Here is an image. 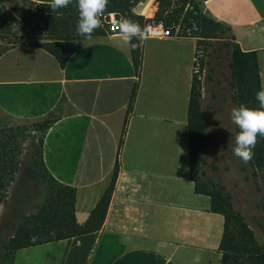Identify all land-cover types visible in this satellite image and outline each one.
I'll list each match as a JSON object with an SVG mask.
<instances>
[{"label": "crops", "instance_id": "0c3cea01", "mask_svg": "<svg viewBox=\"0 0 264 264\" xmlns=\"http://www.w3.org/2000/svg\"><path fill=\"white\" fill-rule=\"evenodd\" d=\"M192 2L202 15L228 27L229 41L240 51L255 53L264 89V0ZM155 10L156 0L134 8L143 19ZM194 47L191 40H145L138 78L129 46L116 34L82 41L63 68L34 46L0 54V129L51 121L41 163L55 181L74 188L77 224L86 220L117 163L97 231L18 249L11 264H219L223 218L209 212L208 197L195 194L187 177L186 108ZM203 95L204 84L201 109ZM214 103L215 113L202 112L208 139L201 159L224 177L232 163L225 147L230 117L226 110L219 114ZM221 104L230 110L229 101Z\"/></svg>", "mask_w": 264, "mask_h": 264}, {"label": "trees", "instance_id": "16d2710c", "mask_svg": "<svg viewBox=\"0 0 264 264\" xmlns=\"http://www.w3.org/2000/svg\"><path fill=\"white\" fill-rule=\"evenodd\" d=\"M141 1L143 0H109L105 13L122 14L138 22L142 27L144 21L142 16L134 15L131 11ZM156 2L154 19L162 18L167 22L180 17L185 23H194L195 35L199 38L196 45H200L205 53L211 39H226L223 46L228 53L229 74L226 80L230 101L235 107L243 104L258 108L259 102L255 95L260 88L255 53L240 51L236 44L229 41L228 27L202 15L196 5L191 12L183 11L181 5L171 9L165 16L163 12L169 0ZM49 5L50 3L29 0H0V54L18 45L34 46L50 54L58 67L63 68L70 55L86 39L76 31L78 22L76 0L67 8L58 9L56 12H52ZM102 35H105L104 28H99L93 38ZM133 43L138 41L134 39ZM129 55L134 75L138 78L140 46L136 49L129 46ZM135 90L136 82L132 85L125 115L131 111ZM200 97L201 84L195 76H191L186 108L187 177L193 185L195 194L208 197L209 212L219 214L223 218L221 237L217 246L219 264H264V246L255 241L244 219L233 208L231 196L219 181L205 178L202 171L204 162L201 159V147L208 137L202 119ZM50 123L51 121L42 120L0 129V205L5 201L7 190L17 175L20 157L25 152L23 146L25 138L29 140V148L33 150L32 161L26 167L27 174L41 188L40 200L33 205L31 212L20 215L17 222L12 225L1 227L0 264H11L13 253L18 249L92 233L97 231L102 223L117 173L116 161L108 186L90 210L86 220L81 225L77 224L73 212L74 188L55 181L41 163V143ZM234 130L237 135L238 128L235 125ZM31 131L34 135H30ZM123 132L122 128L121 135ZM209 168L212 172L216 170L212 164ZM239 170L243 172L244 180L249 177L260 179L263 193L257 206L264 214V137H258L253 159L247 164L242 162ZM246 173H249V176ZM257 182L254 181L256 190L259 189Z\"/></svg>", "mask_w": 264, "mask_h": 264}, {"label": "rangeland", "instance_id": "374dc122", "mask_svg": "<svg viewBox=\"0 0 264 264\" xmlns=\"http://www.w3.org/2000/svg\"><path fill=\"white\" fill-rule=\"evenodd\" d=\"M132 14L137 15L133 12ZM225 42L226 39L221 38L211 39L208 42L203 61L205 83L202 101L203 108L201 110L205 116H210L215 113L216 108L214 111H211L210 103L212 100V102L215 101V103L218 104L216 107L218 108L217 111L219 114L225 112V110L228 112L227 114H229L230 119L226 122V127H228L229 136L225 139V147L229 149L232 159V163L230 164L231 170H228V166L226 167L227 176H224L225 178L218 175L217 169L212 172L209 168L210 164H203L202 167L205 165L206 169L202 171H204L205 178H213L214 181L217 180L221 183L231 196L233 208L240 213L246 225L251 230L255 241L259 245L264 246V214L257 206L263 193V186L259 178L253 179L249 177L247 180L243 179L244 174L239 170V166L242 162L237 160L236 156L232 153V149L235 147L236 133L234 124L231 121V110L235 106L230 101V91L226 80L229 69L227 66L228 53L223 46ZM201 99L202 96L200 97V100ZM223 101L230 102L229 111L228 108L223 109L224 107L221 104ZM23 146L25 152L20 157L17 175L10 184L6 199L0 207V229L3 225H12L16 223L20 215L31 212L33 205L40 200L41 188L37 185L36 181L27 174L26 170L27 164L32 161L31 152L33 151L31 147L29 148V140L27 138L23 141ZM248 171H250L249 167ZM246 174L249 176V173ZM255 180L258 181V190H256L254 185ZM259 224H261V226H259Z\"/></svg>", "mask_w": 264, "mask_h": 264}, {"label": "clouds", "instance_id": "9594fccd", "mask_svg": "<svg viewBox=\"0 0 264 264\" xmlns=\"http://www.w3.org/2000/svg\"><path fill=\"white\" fill-rule=\"evenodd\" d=\"M72 3L73 0H51L48 7L52 12H56L58 9L67 8ZM108 3L109 0H76L78 35L88 40L93 38L96 30L103 26L102 21ZM112 15L113 27L120 44L136 49L144 43L149 26L141 27L138 22L119 13ZM134 39L138 43H133ZM255 99L259 102L258 108L241 104L231 110V121L238 128L233 154L245 164L253 159L258 137H264V89L256 93Z\"/></svg>", "mask_w": 264, "mask_h": 264}, {"label": "built area", "instance_id": "2783aa9c", "mask_svg": "<svg viewBox=\"0 0 264 264\" xmlns=\"http://www.w3.org/2000/svg\"><path fill=\"white\" fill-rule=\"evenodd\" d=\"M157 5V2H156ZM183 6V11L191 12L194 10V3L192 0H169L166 10L163 12V15H168L171 9ZM136 6V5H135ZM132 12H134V8ZM113 13H105L102 21V28H104L105 34L113 35L115 29L113 27L114 17ZM142 27L149 26L148 36L146 40H162V39H174V40H191L194 41V54L191 64V76H195L201 84V95L203 93V83H204V73H203V61L205 57V52L202 50L200 45H196V41L199 38L195 35L196 27L194 23H185L180 17L176 19H170L167 22L162 20V18L154 19V17L143 19ZM30 135H34V132L31 131Z\"/></svg>", "mask_w": 264, "mask_h": 264}]
</instances>
